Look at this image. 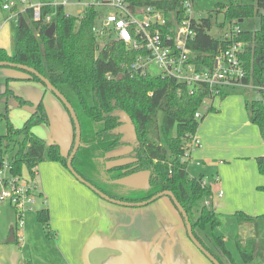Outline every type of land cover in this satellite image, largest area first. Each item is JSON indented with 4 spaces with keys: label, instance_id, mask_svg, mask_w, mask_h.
<instances>
[{
    "label": "trees",
    "instance_id": "16d2710c",
    "mask_svg": "<svg viewBox=\"0 0 264 264\" xmlns=\"http://www.w3.org/2000/svg\"><path fill=\"white\" fill-rule=\"evenodd\" d=\"M126 1L131 7L151 6L162 11L168 24L175 26L182 17L185 0ZM5 2L0 0V10ZM263 9L264 0H215V14H222L223 22L239 25V22L258 20L257 29L241 30L238 36L244 44L241 55L245 71L243 82L253 87H264ZM40 12V21H33L30 8L19 15L13 51L8 54L0 48V62L35 70L72 106L81 134L80 146L72 159L75 172L101 193L118 201L143 202L160 192H171L186 212L192 234L201 246L220 264H235L225 248L224 239L213 234L219 224L215 213L207 206L199 205L201 201L212 198L211 188L201 186L202 177H189L187 163L181 161L185 143L196 134L203 119V116L200 119L194 116L209 99L208 89L200 87L189 95L183 85L170 78L149 72H129L126 66L133 62L135 54L122 43H98L93 32L97 12L93 9L86 11L81 18L67 17L62 7L44 6ZM47 15L50 22L45 24L43 19ZM50 25H54V33L47 38L45 32ZM211 26L210 14L194 21L195 39L190 44L194 62L207 69L213 67L214 56L227 45L222 37L209 35ZM26 74L25 78L15 80L41 82ZM108 75L110 79H107ZM258 92L264 95L263 91ZM3 95L13 96L19 105L25 104L10 90ZM245 108L250 122L263 134L264 101L246 102ZM209 110L211 108L205 113ZM2 118L7 123L4 138L17 136L21 140L10 159L11 174L33 177L38 165L45 160L66 167L67 158L61 155L59 146L55 143L45 145L32 132L34 127L48 123L41 103L36 104L34 112L21 128L14 129L7 115H2ZM72 132L74 139L73 124ZM256 166L264 178V154L256 158ZM141 174L148 175L144 188L119 183ZM258 190L264 195V185ZM194 214L196 218L192 221ZM236 217L242 222H264V214L253 218L237 213ZM36 220L46 236L52 239L47 209L36 211ZM181 220L184 224L182 217ZM198 230L210 231L216 254L196 236ZM236 248L243 264L254 259L264 264V234L258 241L236 243Z\"/></svg>",
    "mask_w": 264,
    "mask_h": 264
},
{
    "label": "crops",
    "instance_id": "0c3cea01",
    "mask_svg": "<svg viewBox=\"0 0 264 264\" xmlns=\"http://www.w3.org/2000/svg\"><path fill=\"white\" fill-rule=\"evenodd\" d=\"M54 3L58 2L39 4ZM12 8L15 9H1L6 13L0 20V48L8 54L13 42L11 21L17 24L19 15L25 10H16V5ZM39 88L36 90L41 93ZM249 90L252 89L229 91H234L235 95ZM226 93L223 98L219 97L222 102L219 101L218 107L215 100L212 101L208 112L213 111L214 114L201 126L198 125L195 136L201 146L190 156L193 165L200 168L196 170L197 176H191L187 170L191 178L206 180V175L211 179L214 176V179L206 181L213 196L209 201H203L202 205L210 208L215 215L216 211L229 204L236 191L235 188L232 190L233 182L240 174L243 175L240 192L250 194V200L253 199L254 189L264 185V178L256 166V158L264 154V132L260 135L258 128L250 122L244 102L242 105L239 99L228 97L230 94ZM231 107L234 111L228 112ZM56 109L63 114L60 108ZM63 119L66 120V117ZM68 121L71 123L70 118ZM64 129L65 139L48 141V145L55 143L59 146L63 157L73 140L72 124L66 122ZM59 166L62 165L49 161L46 168L38 166L35 175L40 177V185H37L41 194L39 202L42 209L48 211L52 239L46 236L37 222L36 211L28 212L24 216L23 227L18 231L10 223L9 233L13 234L14 241L9 243L7 240L6 247L0 243V264H212L190 241L169 198L161 197L142 207L116 205L101 199L74 177L67 176ZM119 183L144 188L147 178L141 174ZM218 193L222 196L218 197ZM232 205L234 211H243V214L253 218L264 214V206L262 212H254L247 207ZM11 218L12 221L15 219L12 211ZM204 233L198 230L196 236L210 250L208 240L212 243L211 235ZM211 251L217 253L215 249Z\"/></svg>",
    "mask_w": 264,
    "mask_h": 264
},
{
    "label": "built area",
    "instance_id": "2783aa9c",
    "mask_svg": "<svg viewBox=\"0 0 264 264\" xmlns=\"http://www.w3.org/2000/svg\"><path fill=\"white\" fill-rule=\"evenodd\" d=\"M26 5L25 9H32L33 21H40L41 8L44 6L77 8V14L65 12L66 16L82 17L93 9L97 12L93 32L98 43L105 45L113 41L122 43L135 58L126 66L129 72H150L151 68L158 71L163 78H170L183 85L189 95L200 87H206L211 102L216 97L234 89H257L264 92V87H253L244 84L245 71L241 61L244 44L238 39L241 32L239 25L230 24L229 29L219 36L227 43L213 59V67L207 69L198 67L194 62V55L190 44L195 39L193 29L195 19L192 13V1L185 0L182 4L183 13L180 21L169 25L164 13L154 7H131L126 0H60L54 4H37L20 0ZM12 3H4L2 10H12ZM25 11V10H24ZM141 16L140 19L137 17ZM50 16L43 19L48 24ZM111 76L108 75L107 79ZM209 108L205 107L204 112ZM201 113L195 114V119L201 118ZM201 146L195 135L184 145L182 162H191V153ZM10 161H0V206H7L15 217V230L24 225V216L33 211L35 200H40V192L33 177L27 174L13 175L10 172ZM217 180V178H216ZM202 187H207L206 181H201ZM218 197L221 193L217 194ZM45 204V201H43Z\"/></svg>",
    "mask_w": 264,
    "mask_h": 264
},
{
    "label": "rangeland",
    "instance_id": "374dc122",
    "mask_svg": "<svg viewBox=\"0 0 264 264\" xmlns=\"http://www.w3.org/2000/svg\"><path fill=\"white\" fill-rule=\"evenodd\" d=\"M25 1H26V4H28V2L30 1L31 4L37 5L39 3H45V2H49V3L59 2L60 0H25ZM6 2H8L9 4L12 3L13 5H16V10H22L26 7V5L20 3V0H6ZM14 9L15 8H12V10ZM65 10L66 12H69L71 14H77V11H79V9L77 8H74V9L65 8ZM5 13L6 11L1 10L0 20L3 18V15H5ZM192 13L195 19H198L199 17H204L207 14L211 15V25L212 26H211V30L209 31V35H211L212 37H218L220 34L225 33L230 27V24L228 22H223L222 14H215V0H200L197 2H193L192 3ZM261 14L264 15V9L261 11ZM137 18L140 19L141 16H138ZM239 27L241 30H255L258 28V20L253 19L250 21L240 23ZM15 28H16V24L13 21H11L10 36L13 38H14ZM12 51H13V42H12V47H10V53ZM150 72L152 75L158 74V71L155 68H151ZM25 76H27L26 73H23L17 69L9 68V67H0V95H2L0 98V161L4 163H7L10 161L14 153L18 150L19 142L21 140H20V137H17V136L13 138L11 137L9 139L4 138L7 132V123L2 118V115H7L11 126L14 129H18L22 127L24 122L34 112L36 104L41 103L45 109L48 123L36 126L35 128L32 129V132L34 135H36L42 141H44L45 145H48V141L56 142L60 139L61 140L65 139V134H64L65 129L64 128L66 126V122L68 125L69 124L71 125V123H69L68 121L69 117L67 119L68 113L65 107L55 97V95L45 87L43 83L34 82V81H26V80H22V81L15 80L17 78H25ZM37 87H40L39 89H41V93H39L36 90ZM6 90H10L13 95L21 98L23 101H25V104L19 105L17 100H15L13 96L11 95H8L7 97L6 96L3 97L4 96L3 94L6 92ZM257 91H258L257 89H252V90H249L248 92L245 91L243 93H239L235 95H234V91H228L227 93L230 94V96L228 97H234L236 99H239V101L242 102V105H243V102L244 104L246 102L250 103L252 100L264 101V95ZM219 101H221L219 100V97H216L215 98V104L217 105L216 107H218ZM211 103L212 102L210 99L204 101L203 106L199 112L203 115V117L204 115H206V117L203 119V121L201 120L199 122V126H201L202 122L208 119V117L214 114L213 111H210L207 114L204 112V108L209 107ZM224 106H227V105H224ZM56 107L60 108L61 111H63L64 115L62 114V112L60 113L59 110L56 109ZM231 111L232 112L234 111L233 107H231V110H228V112H231ZM64 116L66 117V120L63 119ZM70 129H71V126H70ZM258 133L260 134V132ZM260 135H263V134H260ZM249 140L250 138H248L247 141ZM71 147H72V143L65 156L66 158L69 155ZM193 162L194 161H192V159H191V162H188L187 170L190 172L191 176L196 177L197 176L195 175L197 172L196 170L200 168H196L193 165L194 164ZM47 165H49V161L45 160L38 166L40 168L41 166L46 168ZM59 167L63 169L64 173L67 176H72V174L68 171L66 167H63V166H59ZM42 173L43 172H41V174ZM145 176L146 178H148V175L145 174ZM242 177L243 175L240 174L238 176V179L235 182H233L232 190H234L235 188L237 192L235 191L234 192L235 194L233 193L232 197L230 198L229 204L223 207L220 211H216L217 213L216 217H217L219 224H218V227L213 231V234L217 236H221V237L223 236L225 238L224 239L225 248L228 249L230 254H232L231 256L235 264H243L241 262V258L236 248V242L244 243L248 240L257 241L264 234V222L262 221H252V222L239 221L236 217V214L241 213V212H237V211H234V209H232L233 208L232 204H234V205H240L241 207H244V208L247 207L248 210L251 209L254 212L263 211V206H264L262 204L264 203L263 194L259 190L254 189L255 192H254V196L252 200H250V194H244L243 192L242 193L240 192L243 186V184L241 183V179H243ZM39 179L40 177L38 175L37 178L35 179V183L37 185H40ZM209 179L210 180L214 179V176L211 179L206 175L205 181L207 180L209 181ZM258 196H261V198H259ZM199 205L200 206L202 205V201L199 203ZM41 209H42L41 203L39 202L38 199L35 200L34 205H33V211H38ZM242 214H243V211H242ZM195 218H196V214H194L192 220H194ZM11 222H12V226H15L14 225L15 219H13L12 221V218H11V210L7 206H0V243H4L3 245L4 247L7 246L6 241L9 239V235H10L9 228H10ZM204 234L206 236L207 235L210 236V231L206 230ZM208 243H210V245L208 244V247L210 248V250L214 249L212 243L209 240H208ZM248 264H259V262L257 259H254L251 263H248Z\"/></svg>",
    "mask_w": 264,
    "mask_h": 264
},
{
    "label": "water",
    "instance_id": "95a60500",
    "mask_svg": "<svg viewBox=\"0 0 264 264\" xmlns=\"http://www.w3.org/2000/svg\"><path fill=\"white\" fill-rule=\"evenodd\" d=\"M20 23V20H19ZM241 23V22H239ZM54 33V25H50V27L46 30L45 32V36L47 38H50ZM0 67H9V68H14V69H19L21 71H24L26 73H29L33 76H35L36 78H38L41 83H43L45 85V87L52 92L55 97L61 102V104L65 107L71 122L73 124V128H74V139H73V145L71 148V151L67 157V161H66V168L68 169V171L72 174V176L81 184H83L84 186H86L88 189H90L94 194H96L98 197H100L101 199L108 201L110 203L116 204V205H120V206H125V207H142L145 206L147 204H150L151 202L155 201L158 198L161 197H167L170 199V201L172 202L173 206L175 207V209L178 211V213L181 215L184 225H185V229H186V233L190 239V241L195 245V247L210 261V263L212 264H220L208 251H206L204 249V247L201 246V244L196 240V238L193 236L192 234V229H191V225L189 222V219L187 217L186 212L183 210V208L180 206V204L177 202V200L175 199V197L173 196V194L169 191H163L160 192L158 194H156L155 196L151 197L150 199L143 201V202H137V203H128V202H124V201H118V200H114L109 198L108 196H106L105 194L101 193L98 189H96L94 186H92L91 184H89L88 182H86L84 179H82L73 169L72 167V159L74 157V155L76 154L79 146H80V138H81V134H80V126H79V122L78 119L76 117V114L72 108V106L69 104V102L66 100V98L56 89L54 88L50 82L42 75H40L39 73H37L35 70L23 66V65H18V64H13V63H8V62H0ZM14 241L13 238V234L10 233L9 235V239L8 242L11 243Z\"/></svg>",
    "mask_w": 264,
    "mask_h": 264
}]
</instances>
